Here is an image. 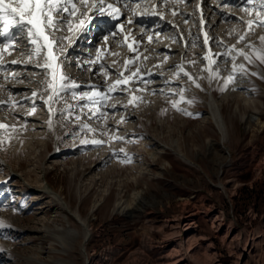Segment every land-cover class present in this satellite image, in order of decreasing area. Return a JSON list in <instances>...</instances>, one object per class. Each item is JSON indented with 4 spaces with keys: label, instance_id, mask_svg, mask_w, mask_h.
Returning <instances> with one entry per match:
<instances>
[{
    "label": "rangeland",
    "instance_id": "rangeland-1",
    "mask_svg": "<svg viewBox=\"0 0 264 264\" xmlns=\"http://www.w3.org/2000/svg\"><path fill=\"white\" fill-rule=\"evenodd\" d=\"M73 2L46 34L64 38L53 53L76 88L45 103L43 58L29 60L26 39L0 52V264H264V62L248 47L264 52V27L246 23L260 0H137L145 22L154 5L173 26L115 23L112 41L101 34L96 52L82 57L80 44L68 57L89 10ZM233 55L245 71L225 87Z\"/></svg>",
    "mask_w": 264,
    "mask_h": 264
},
{
    "label": "snow or ice",
    "instance_id": "snow-or-ice-1",
    "mask_svg": "<svg viewBox=\"0 0 264 264\" xmlns=\"http://www.w3.org/2000/svg\"><path fill=\"white\" fill-rule=\"evenodd\" d=\"M120 0H115V3H119ZM249 4H254L255 0H248ZM82 6H86L89 10H95L93 13L99 14L100 17L105 15V9H110L111 11L108 12V15L113 19H116L119 22V16L122 14L120 8L115 7V4H107L105 5V0H91V4L88 3V0H81ZM71 5V9L68 7ZM128 7L133 14H136L137 8L140 5H136V7H132L131 4L124 5ZM153 11L147 13L148 15L157 16L160 19H163V14L154 10L155 6H151ZM245 12L252 16L253 13L250 9H245ZM56 17H61V19H54V14ZM64 13H67L69 16H73L76 14V4L73 0H0V23L3 24L2 30H0V37H4L6 42L3 43L2 48H0V52L7 51L8 49H15L16 41L19 39H26L28 45L31 46V51L29 52V60L33 56L35 57H42L44 63L39 64L37 63L38 67H41L46 70L50 79H46L44 83L46 84V90L51 91V95L49 96L48 100L45 103L53 100V98H59V93L69 91L77 87L75 81H71L68 83L67 81L70 80V77L62 73L61 66L56 63L57 57L53 53V45L58 43L63 37H56L54 39H49V35L46 34V30H55L60 31L57 27V24L63 23ZM81 16L86 15V13L81 12ZM175 15V12H173ZM98 18V17H97ZM129 23L132 21L129 20ZM70 23V21H69ZM187 23V21H185ZM249 29L255 24L260 27H264V0H260V10L255 12V19H249L246 21ZM201 24H203V19H201ZM15 30V31H13ZM71 30V29H70ZM81 33L87 31V28H81ZM24 34V35H22ZM151 39V37L149 38ZM199 39V37H196ZM241 41L245 39L244 35L239 37ZM261 43L264 44V36L260 37ZM195 43V40H193ZM205 45L208 43L207 34H205V39L203 41ZM131 48V45H129ZM248 47L252 48L254 52L257 53L258 58L261 62H264V52H260L255 49L254 45L249 44ZM235 49V46H231L228 51L224 53H215L211 54L205 53L203 56V60L208 61L209 64L215 63L211 56H223L228 57L229 53ZM240 55H243L246 60L251 62L250 57L248 54L244 53L242 50H236ZM233 61L232 65V73L228 75L227 78L224 79L225 87L228 85L229 82L233 81L234 74L237 70L240 72L245 71V66L243 64L237 65L235 63L236 56H231ZM12 63H17V61H12ZM125 63H128L127 61ZM190 63H194V61H190ZM101 67H103L101 65ZM181 72H184L182 65H177ZM205 70L209 71V80L213 78L219 77L220 69L217 67L216 69L206 68ZM184 75L187 76L190 80L196 83L195 77H193L190 73L184 72ZM124 81L117 80L115 81L116 85L122 84ZM96 87V86H92ZM112 85H109L108 90H112ZM196 87H200L199 83H196ZM221 90H224L223 88ZM183 92L184 89H181V99H183ZM37 95L36 92H33V96ZM73 97L75 98L77 93L72 92ZM79 98L81 100L87 99L89 101L98 102L96 98L100 100L105 99V94L102 92H82L79 94ZM191 103V101H189ZM176 103H173V107H176ZM71 107V106H69ZM113 107H115L113 105ZM51 112L52 109L49 108ZM79 119V117H77ZM123 119V118H122ZM48 125L52 127V121L49 119ZM9 127L0 123V129ZM84 128H88L87 124L83 125ZM117 140H122L123 137H113ZM2 142V141H0ZM83 143H89V141H83ZM92 144L100 145L103 142L100 140H93L91 141ZM123 152V149H120ZM9 227L8 225L0 222V229H4ZM2 251V250H0Z\"/></svg>",
    "mask_w": 264,
    "mask_h": 264
},
{
    "label": "bare ground",
    "instance_id": "bare-ground-1",
    "mask_svg": "<svg viewBox=\"0 0 264 264\" xmlns=\"http://www.w3.org/2000/svg\"><path fill=\"white\" fill-rule=\"evenodd\" d=\"M135 1H137V0H120L119 3H115V0H105V5H107V4H115V7L120 8L122 14L118 18L119 22H117L116 19H113L109 15H106V16H103V17H98V13H96L94 15L93 14L95 12L94 9L93 10H88V14L84 17V19H82V23H81L78 31L75 33L77 35H75V38L71 39V43L67 47L69 49V53H68L67 56L69 57L71 55V53L73 52V50L75 49V47L79 46L80 44H82L81 46H83L82 53L84 55L82 57L90 56L91 53L93 54V51L96 52L98 44L95 41L97 40L99 35H101V34L105 35V39L102 42L103 45H105L109 41H112V39L109 36H107V33L109 32V27L111 28L115 23H119V28L120 29L126 28L127 30H130V29H135L136 28L135 32L138 33V34H140L142 32V30L147 31L146 29H142L141 27L144 24L151 23L153 21V19L156 20L158 17L151 15L154 18H150L149 20H147L145 22L143 20L142 16L138 12H137L138 15L137 14L133 15V13L131 14V12H130L131 10L128 7H125L124 5L131 4L132 7H136ZM153 1L158 2L159 0L158 1L157 0H153ZM122 18H124L123 23H126V27L121 22ZM129 20H131L132 22L129 23L128 22ZM97 22H100L101 25L105 24V27H104V29L102 28V26L99 27V28H101L100 31H98L99 30V28H98L97 31L94 33V32H92V30H90V27L94 26ZM171 26H173V25L169 21H166V20H163V19L159 18V20L156 23L154 22V27H152V28L157 33V31H160V30L162 31L165 28H171ZM176 26H177V24H176ZM81 28H87V31L84 32V33H81V31H80ZM150 29H148V31ZM177 29H179V26L177 27ZM101 30H103V31H101ZM88 33H94L93 38H90ZM86 35H87L88 39L87 40L86 39L83 40L82 37L86 36ZM180 36H181V34H180ZM100 38H101V36H100ZM163 48H164V45H163ZM78 52H80V51H78ZM80 54H81V52H80ZM125 62H126V60H125ZM56 63H58V62H56ZM72 63H73V60H72Z\"/></svg>",
    "mask_w": 264,
    "mask_h": 264
}]
</instances>
